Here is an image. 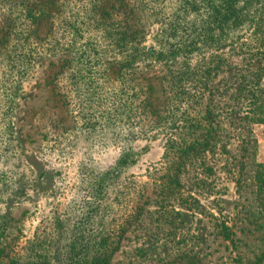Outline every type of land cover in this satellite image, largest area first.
Masks as SVG:
<instances>
[{"label":"rangeland","instance_id":"rangeland-1","mask_svg":"<svg viewBox=\"0 0 264 264\" xmlns=\"http://www.w3.org/2000/svg\"><path fill=\"white\" fill-rule=\"evenodd\" d=\"M177 4L0 0L4 255L25 260L33 241L50 264H67L71 245L96 241L86 236L85 198L97 194L103 172L118 168L120 187L109 193L118 192L121 205L107 220L143 209L111 264H264V75L243 95L239 55L197 50L186 57L192 68L216 52L231 59L205 87L191 84L189 92L205 95L178 112L168 78L185 55L161 58L158 43ZM171 172L178 181L167 184Z\"/></svg>","mask_w":264,"mask_h":264},{"label":"trees","instance_id":"trees-1","mask_svg":"<svg viewBox=\"0 0 264 264\" xmlns=\"http://www.w3.org/2000/svg\"><path fill=\"white\" fill-rule=\"evenodd\" d=\"M93 4L92 8H95L97 3L94 2ZM102 9V6L97 5L95 15L99 14L102 17L105 13ZM165 19L167 21L165 24L169 29V34L166 37L170 41L165 39L166 37L158 39L159 47H161L160 51L157 50L159 56L163 58L162 55H165L170 59L173 55L175 56L181 52L185 55L181 62L182 67L176 71L171 68L168 78L170 84L175 88L173 94L177 100L175 103L178 105V112H181L180 103H187L190 100L197 101L205 95L203 89H197L193 93L189 92L188 88H192L191 84H194L195 87L197 85H204L203 87H205V79L211 80L223 67H227L226 63L229 64L231 59L220 52H216L207 63L199 60L198 64L200 65L192 68L188 66L186 57L197 50L202 52L203 49L209 46L215 47L216 50L227 47L233 53L232 55H239L241 60L244 61L237 77L243 95L247 94V91L255 89L259 84L264 75V0H178L175 10L168 12ZM13 27L10 28L9 26L10 30ZM6 35L2 44L7 43L9 40L8 33ZM119 40L123 41L124 37ZM166 79L167 76L165 81ZM148 89H150L149 102H145L147 105L151 102L153 86L149 85ZM251 97L256 101L258 99L252 95ZM186 112L184 110V113ZM258 119V121H264L263 118ZM203 141L201 146L209 145L206 139H203ZM194 147V144L186 146L182 150L181 158L183 154H187ZM195 154L197 153L195 152ZM179 170L180 166L178 167ZM119 173L118 168L103 172L101 174L102 181L96 184L99 185L97 194H88V197L85 198L84 219L86 230L89 231L86 236L95 237L96 241L91 244L88 242L79 244V247L71 245L69 251L71 256L67 257V264H111L112 255L120 248L124 233L131 223L141 215L143 208L141 205L136 204L133 207L131 206L128 212L127 210L121 214L115 212L113 220L112 218L107 220L112 214L113 204H120L117 201L120 194L115 192L112 197L113 194L109 193L111 188L120 184L118 183ZM168 179L167 184L177 183L178 174L171 172ZM154 180L157 182L162 179L157 176ZM158 186L156 184V187ZM172 191L175 192V189ZM258 195L261 200H264L263 186H259ZM109 198L113 202L105 203ZM181 198H179V205H184L183 201L180 200ZM158 202L156 201L157 204ZM162 204H158L160 208H162ZM176 215L179 216L181 213L177 211ZM55 221L57 224H61L60 221ZM90 223H94L96 226L93 227L89 225ZM36 246V243L29 241L27 248L30 250V256L25 260H22L21 257L13 258L4 255V249L1 248L0 264H50V256L46 252L47 250L43 248L41 251L36 250ZM4 257L9 258L3 260Z\"/></svg>","mask_w":264,"mask_h":264}]
</instances>
